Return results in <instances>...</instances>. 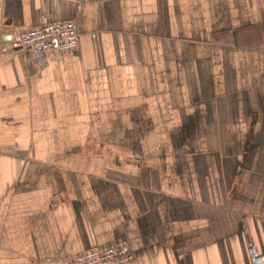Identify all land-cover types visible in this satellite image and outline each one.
I'll return each mask as SVG.
<instances>
[{"label":"crops","instance_id":"0c3cea01","mask_svg":"<svg viewBox=\"0 0 264 264\" xmlns=\"http://www.w3.org/2000/svg\"><path fill=\"white\" fill-rule=\"evenodd\" d=\"M0 264H249L264 252V0H0Z\"/></svg>","mask_w":264,"mask_h":264},{"label":"built area","instance_id":"2783aa9c","mask_svg":"<svg viewBox=\"0 0 264 264\" xmlns=\"http://www.w3.org/2000/svg\"><path fill=\"white\" fill-rule=\"evenodd\" d=\"M79 38L74 21L43 15L38 25L21 31L7 42H0L3 51H20L28 62H45L49 56L74 54ZM137 251V246L127 241H117L78 255L73 264H130ZM248 257L249 264H264V252H259L250 244Z\"/></svg>","mask_w":264,"mask_h":264}]
</instances>
